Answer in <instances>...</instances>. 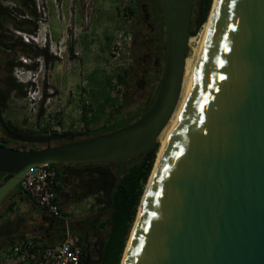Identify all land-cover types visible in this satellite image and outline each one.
Returning <instances> with one entry per match:
<instances>
[{"label": "water", "instance_id": "95a60500", "mask_svg": "<svg viewBox=\"0 0 264 264\" xmlns=\"http://www.w3.org/2000/svg\"><path fill=\"white\" fill-rule=\"evenodd\" d=\"M161 74L147 109L101 134L18 135L0 144V205L37 165L119 163L156 145L178 104L193 0H157ZM67 139L54 144V141ZM156 161V160H155ZM86 241V239H84ZM86 258L90 259L89 243ZM121 264H264V0H215L171 133L151 170Z\"/></svg>", "mask_w": 264, "mask_h": 264}, {"label": "rangeland", "instance_id": "374dc122", "mask_svg": "<svg viewBox=\"0 0 264 264\" xmlns=\"http://www.w3.org/2000/svg\"><path fill=\"white\" fill-rule=\"evenodd\" d=\"M33 1L36 13L40 15L34 34L28 35L18 31L10 23L3 29L6 36L14 39L21 38L24 42L31 43L36 49H44L43 53H46L39 56L34 55L32 51L29 55L21 52L10 53V57L17 63L11 71V77L22 84L11 95L12 122L21 123L24 130L32 131L33 134H41L40 132L44 130L47 133L54 130L56 132L97 131L138 111L154 85L155 69L152 58L144 55V48L141 43H138L130 46L124 61V66L130 71V82L127 86L115 82V74L123 65H117L112 61L110 47L116 30L122 25L117 7L124 0ZM213 1L211 0L206 20L210 15ZM2 3L8 6L13 5L10 0H2ZM31 20L34 21L33 18ZM203 24L191 36L195 37V40L200 38ZM129 25L133 35L135 31L133 20ZM191 45L196 46V43L191 42ZM190 50L189 46L188 54ZM147 53L152 54L151 52L145 54ZM4 54L5 52L0 49V57ZM23 60H26V63ZM141 74H145L148 80L143 87L135 83L138 75ZM109 79L112 84L117 85V89L107 83ZM30 80H35L32 88L29 87ZM41 95L42 101H37V97ZM106 95L116 98L115 104L105 102ZM100 102L104 105L100 106ZM118 105H123L120 111H118ZM87 106L90 108H87L86 113L88 123L82 119V112ZM40 108H42L41 112ZM161 142L160 134L156 157ZM146 185L147 183L144 190ZM71 186L72 183L66 182L61 190L66 198L71 194ZM59 201L61 206L65 203L61 201V198ZM94 201L91 195H87L81 200L66 204L63 211L70 216L99 211L100 219L104 222L108 217L107 212L99 210V207L92 210ZM4 216L5 218L0 217V249L6 243L1 233L2 228L9 226L6 214ZM31 217L34 219L29 218L26 221L18 219L19 222H17L26 227V235L29 236L38 233L37 225H33L32 222L38 224L42 213L35 211L31 213ZM106 231L107 225L99 226L97 232L91 235L92 241L104 238ZM90 257L93 261L98 258L94 249L90 252Z\"/></svg>", "mask_w": 264, "mask_h": 264}, {"label": "trees", "instance_id": "16d2710c", "mask_svg": "<svg viewBox=\"0 0 264 264\" xmlns=\"http://www.w3.org/2000/svg\"><path fill=\"white\" fill-rule=\"evenodd\" d=\"M13 5L8 6L2 3L0 0V49L5 53H17L21 52L24 55H29V52L32 51L34 55H45L44 49H36L29 42H24L21 38H11L6 36L4 33V27L10 23L14 29L24 32L25 34L32 35L36 32L37 21L40 19V15L36 13L35 5L33 0H10ZM138 4L129 8L130 14L132 16H137L140 12V7L143 6L145 10L154 15L156 21V32H158V42L155 46V53L157 62H160L159 67H155V79L154 85L150 90L144 104L142 107L132 113L129 116L121 118L119 121L100 128L97 131L86 130L84 133L88 135L101 134L109 132L118 128H121L134 119H136L140 114H142L147 107L149 106L152 99V92L155 87L156 82L161 74V68L163 65V48H164V27L161 17L160 8L157 0H138ZM211 0H205V6L203 7L195 26L190 29V35L193 36L200 26L205 22L207 13L209 10ZM142 4V5H141ZM20 9V10H19ZM144 11V10H143ZM17 16H20L17 18ZM31 18L34 19L31 20ZM21 64L20 62H18ZM17 65L13 58L9 60L8 66L10 71ZM120 71L115 74V82H119L122 85L127 86L130 82V71L126 67H120ZM135 72V71H134ZM113 79V78H112ZM147 76L145 74L138 75V78L135 80L136 85L143 87L148 83ZM108 84H111V87L117 89L115 83H111V79L107 81ZM9 84V83H8ZM22 84L17 83L13 77L10 78L9 89H17ZM105 102L110 104H115L116 98H110L106 95ZM100 106H103L104 103L100 102ZM118 111L121 110L123 105H118ZM87 108L82 112V119L87 121ZM42 111V108L39 110ZM95 119V117H93ZM109 120V118H108ZM32 131H27L25 134H33ZM41 134H46V130L40 132ZM50 133H56V131H51ZM37 134V133H36ZM159 143L157 142L145 156L142 158L140 155L130 158L128 162V168L121 175L118 183L115 186L113 194H111L115 179H116V170L119 166V163H89V164H62L56 166L55 164H50V166L56 171V182H55V192L59 198L60 192L62 190V179L72 178L77 185H80L82 188L80 191L79 200L84 198L87 195L96 194V204L99 205V210H106L107 219L103 222L100 218L96 217L87 221V229L84 232V235H88L89 231H97L99 226L107 225V231L104 238H97L96 248L97 251V260L90 261L88 264H119L126 246L127 239L130 234V230L134 223L138 205L141 201L144 186L148 181V177L153 168L156 152L158 150ZM38 146L29 147L28 149L37 148ZM17 186V194H18ZM13 207V204L9 205V209ZM65 213V212H64ZM66 214V213H65ZM54 230L55 233L60 235L62 233L61 224L57 221H50L49 224L44 226L42 233L40 234L41 238L44 240L45 235ZM2 233V232H1ZM3 235L9 237L10 230L6 229ZM5 237V238H7ZM83 236H81V240ZM82 245V241H81ZM81 264H84L85 256L83 252L81 254Z\"/></svg>", "mask_w": 264, "mask_h": 264}, {"label": "built area", "instance_id": "2783aa9c", "mask_svg": "<svg viewBox=\"0 0 264 264\" xmlns=\"http://www.w3.org/2000/svg\"><path fill=\"white\" fill-rule=\"evenodd\" d=\"M135 0H124L117 7L122 25L116 30L110 54L112 61L125 67L128 49L132 43L130 22L133 16L129 8ZM56 171L50 164L31 168L19 183L32 203L61 224V238L55 243H46L40 236L21 238L6 249L0 250V264H81L83 247L79 235L72 229L55 192Z\"/></svg>", "mask_w": 264, "mask_h": 264}, {"label": "flooded vegetation", "instance_id": "af4514ba", "mask_svg": "<svg viewBox=\"0 0 264 264\" xmlns=\"http://www.w3.org/2000/svg\"><path fill=\"white\" fill-rule=\"evenodd\" d=\"M138 2H139L138 0H135L134 6L137 5ZM204 6H205V0H193L192 9H191L190 29H192L195 26L197 19ZM139 7H140V12L137 14V16H133V19H132L133 26L135 27L134 28L135 31L133 32V35H132L131 46L141 43V45L144 48V55L147 56L148 58L150 57L152 58L153 68L155 69V67H159L160 65V62H157L156 53H155V46L159 44L158 38L160 36H158L157 34L158 32H156L155 30L156 21L154 19V15L148 12L147 10H145L143 6L142 7L139 6ZM140 27H142L143 29L140 30L139 29ZM146 52H151L152 54L151 55L150 53L145 54ZM136 57L138 58L139 55L137 54ZM10 59H11L10 53L8 54L5 53L4 56L0 57V144L6 147H13L16 149H28L29 147H33V144L12 139L8 135V133L5 131L4 126H3V124L6 125L13 133L18 134V135H31V134H25L27 131L24 130L23 125L21 123L16 124L12 122V119L10 116V101L12 97L11 95L13 92L16 91V89L8 88L10 84V78H11V71L8 66ZM82 133L86 134L84 132ZM66 140L67 139H60V140L54 141L53 143L54 144L62 143V142H65ZM8 177L9 175H6V174L0 175V183L4 182ZM65 182H67V184L72 183V186H71L72 188H71L70 193L78 201L79 200L78 197L80 196V191L82 189L80 185H77V183L74 180H72V178H69L68 180L66 179ZM60 198L62 202H65L62 205L64 209V206H66V204H69L70 199L68 201L67 199L68 197L66 198V196L62 192H60L59 199ZM6 204H7V201L0 205V217L2 218H5L4 215L7 213ZM37 211L42 213V217L44 220L46 219V223H49V220L57 221L51 216H49L48 214H46L45 212L39 210L38 208H37ZM100 216H101V213L99 211H94V212L92 211L90 212V214L84 213L76 217L68 218L72 229L79 235L80 239H81V236H83V239L81 241H82V247H83V255L85 256V258H86V253H87V249H86L87 243H89V254L93 249L95 251L96 242L92 241L91 235L97 232V231H89L88 235L86 236L84 235V232L87 229V221H89L90 219L96 218V217L100 218ZM7 227L8 226H3L2 233L6 231ZM84 239H86V241H84ZM90 261H93L91 260V257L88 263Z\"/></svg>", "mask_w": 264, "mask_h": 264}, {"label": "crops", "instance_id": "0c3cea01", "mask_svg": "<svg viewBox=\"0 0 264 264\" xmlns=\"http://www.w3.org/2000/svg\"><path fill=\"white\" fill-rule=\"evenodd\" d=\"M65 178L62 179L63 183H62V190L63 187L65 185ZM68 199H70V202L76 201L75 197L72 196V194L68 195ZM91 196L93 197L94 201V207L92 210L96 209L97 207H99V205L96 204V194H91ZM13 204V207L11 209H9V205ZM6 218H7V223H8V227L7 230L9 228L10 230V234L9 237H7L6 235H3L4 237H7L4 240L5 245H2V249H6L8 246H10L12 243H14L16 240H19L21 238H25V237H31V236H35V235H26V227H23L22 225L18 224L17 222H19L18 219L21 220H28L29 218L34 219L31 217V213H34L35 211H37V208L34 206V204L32 203V201L29 199V197L27 196L26 193H24L20 186L18 188V194H16V196L11 199L10 201L7 202L6 204ZM92 212V211H90ZM80 215V214H78ZM78 215H67V218H71V217H76ZM31 221V220H30ZM33 225H37V230L38 233L36 235L41 236L40 234L42 233V230L44 228V226L46 227V225H48L49 223H46V219L44 220L43 217H41V220L39 221L38 224H34V222H32ZM24 233V234H23ZM61 238V234L58 235L57 233L54 232V230L49 231L45 237H44V241L46 243H55L58 242Z\"/></svg>", "mask_w": 264, "mask_h": 264}, {"label": "bare ground", "instance_id": "6f19581e", "mask_svg": "<svg viewBox=\"0 0 264 264\" xmlns=\"http://www.w3.org/2000/svg\"><path fill=\"white\" fill-rule=\"evenodd\" d=\"M214 3H215V0L213 1V5H212V9H211V12H210V15L208 17V20H206V22L203 24L202 26V30H201V36L198 40H195V37H191L189 39V46H190V51L187 58H186V61H185V70H184V75H183V81H182V87H181V93H180V98H179V101H178V104L176 106V109L169 121V123L167 124V126L163 129V132H161V136H162V142H161V146L159 148V151L157 153V157H156V161H155V164L160 156V153L171 133V130L175 124V121H176V118L178 116V113H179V110L181 108V106L183 105L185 99H186V96H187V93H188V88H189V85H190V81L192 79V75H193V72H194V69H195V66H196V63H197V59H198V55H199V52H200V48H201V45H202V42H203V39L205 37V34H206V31H207V28H208V24H209V19H210V16H211V13L213 11V8H214ZM198 36V35H197ZM191 42H195L196 43V46H192L191 45Z\"/></svg>", "mask_w": 264, "mask_h": 264}, {"label": "clouds", "instance_id": "9594fccd", "mask_svg": "<svg viewBox=\"0 0 264 264\" xmlns=\"http://www.w3.org/2000/svg\"><path fill=\"white\" fill-rule=\"evenodd\" d=\"M23 62H25L26 63V60H23ZM28 81V80H27ZM35 82V80H30V83H29V87L30 88H32V83H34ZM42 99H43V96L41 95V96H39V97H37V101H42Z\"/></svg>", "mask_w": 264, "mask_h": 264}]
</instances>
